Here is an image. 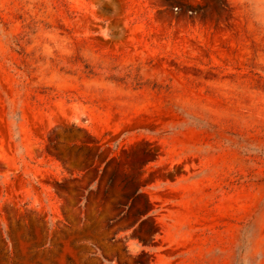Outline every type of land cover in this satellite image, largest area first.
<instances>
[{
  "label": "rangeland",
  "instance_id": "1",
  "mask_svg": "<svg viewBox=\"0 0 264 264\" xmlns=\"http://www.w3.org/2000/svg\"><path fill=\"white\" fill-rule=\"evenodd\" d=\"M0 264H264V0H0Z\"/></svg>",
  "mask_w": 264,
  "mask_h": 264
}]
</instances>
